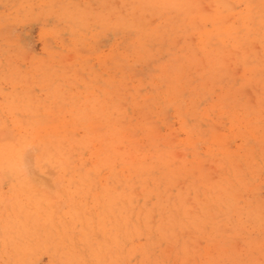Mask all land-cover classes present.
I'll use <instances>...</instances> for the list:
<instances>
[{"label":"rangeland","instance_id":"obj_1","mask_svg":"<svg viewBox=\"0 0 264 264\" xmlns=\"http://www.w3.org/2000/svg\"><path fill=\"white\" fill-rule=\"evenodd\" d=\"M119 1L0 0V264H264V0Z\"/></svg>","mask_w":264,"mask_h":264},{"label":"bare ground","instance_id":"obj_2","mask_svg":"<svg viewBox=\"0 0 264 264\" xmlns=\"http://www.w3.org/2000/svg\"><path fill=\"white\" fill-rule=\"evenodd\" d=\"M114 1H115V0H114ZM118 1H119V0H118ZM141 1H143V0H141ZM148 1H150V0H148ZM163 1H164V0H163ZM174 1H176V0H174ZM184 1H185V0H184ZM188 1H189V0H188ZM106 2H107V1H106ZM108 2H109V1H108ZM119 2H121V1H119ZM153 2H154V3H155V2H156V3H159V0H158V2H157V1H153ZM161 2H162V1H161ZM164 2H166V1H164ZM164 2H163V3H164ZM169 2H170V1H169ZM192 2H193V1H192ZM124 3H126V2H124ZM146 3H148V4L150 5L151 2H150V3H149V2H146ZM171 3L173 4V2H171ZM214 3H215V2H214ZM263 3H264V2H263ZM109 4H110V3H109ZM111 4H112V3H111ZM141 4H142V2H141ZM177 4H178V3H177ZM217 4H219V3L217 2ZM221 4H223V2H222ZM221 4H220V5H221ZM113 5H114V4H113ZM123 5H124V4H123ZM123 5H122V6H123ZM149 5H148V6H149ZM159 5H160V4H159ZM173 5H175V3H174ZM213 5H214V4H213ZM224 5H225V4H224ZM248 5H249V4H248ZM140 6H141V5H140ZM148 6H147V7H148ZM156 6H157V5H156ZM180 6H181V5H180ZM180 6H179V7H180ZM186 6H187V5H186ZM110 7H112V6H110ZM117 7H118V6H117ZM131 7H132V6H131ZM138 7H139V6H138ZM161 7H162V5H161ZM161 7H159V8H161ZM194 7H195V6H194ZM219 7H220V6H219ZM227 7H228V6H227ZM250 7H251V6H250ZM118 8L120 9V5H119ZM153 8H155V7H153ZM165 8H166V7H165ZM165 8H164V9H165ZM168 8H169V7H168ZM213 8H214V7H213ZM251 8H252V7H251ZM251 8H250V9H251ZM143 9H144V8H143ZM169 9H171V8H169ZM250 9H248V10H250ZM263 9H264V8H263ZM111 10H112V9H111ZM144 10H145V9H144ZM221 10H222V9H221ZM151 11H152V10H151ZM218 11H219V10H218ZM112 12H115V11L113 10ZM112 12H111V13H112ZM116 12H118V11H116ZM136 12H138V11H136ZM143 12H144V11H143ZM143 12H142V13H143ZM220 12H221V11H220ZM161 13H162V12H161ZM197 13H198V12H197ZM197 13H196V14H197ZM108 14H109V13H108ZM113 14H114V13H113ZM117 14H118V13H117ZM154 14H155V13H154ZM249 14H250V13H249ZM251 14H252V13H251ZM70 15H71V14H70ZM123 15H124V14H123ZM177 15H178V14H177ZM226 15H228V14H226ZM117 16H121V13H120V15H116V17H117ZM187 16H189V15H186V17H187ZM213 16H214V15H213ZM75 17H76V16H75ZM107 17H108V15H107ZM184 17H185V16H184ZM186 17H185V18H186ZM201 17H202V16H201ZM220 17H221V16H220ZM224 17H225V16H224ZM250 17H251V16H250ZM76 18H78V17H76ZM169 18H170V17H169ZM198 18H199V17H198ZM115 19H116V18H115ZM121 19H122V16H121ZM195 19H196V21H197V18H196V17H195ZM207 19H208V18H207ZM212 19H213V18H212ZM214 19H215V18H214ZM227 19H228V18H227ZM227 19H224V20H227ZM72 20H73V19H72ZM77 20H78V19H77ZM117 20H118V19H117ZM132 20H133V18H132ZM134 20H135V19H134ZM171 20H173V19H171ZM198 20H202V19H198ZM248 20L251 21V19H249V18H248ZM114 21H116V20H114ZM118 21H119V20H118ZM216 21H217V20H216ZM261 21H262V20H261ZM125 22H126V21H125ZM137 22H140V21L138 20ZM185 22H186V21H185ZM229 22H230V21H229ZM229 22H228V23H229ZM76 23H78V21H77ZM79 23H80V21H79ZM113 23H115V22H113ZM160 23H161V22H160ZM183 23H184V22H183ZM183 23H182V24H183ZM189 23H190V22H189ZM197 23L199 24V22H197ZM200 23H202V21H200ZM230 23H231V22H230ZM120 24H122V22H120ZM135 24H136V23H135ZM137 24H138V23H137ZM137 24H136V26H137ZM161 24H162V23H161ZM182 24H180V26H181ZM262 24H264V23H262ZM80 25H81V24H79L78 26H80ZM118 25H119V23H118ZM118 25H116V26H118ZM123 25H124V24H123ZM123 25H122V26H123ZM129 25H130V24H129ZM129 25H128V26H129ZM131 25H132V24H131ZM139 25H140V24H139ZM142 25H143V24H142ZM158 25H160V24H158ZM201 25H203V24H201ZM114 26H115V25H113L112 27H114ZM122 26H121V27H122ZM125 26H126V25H125ZM125 26H124V27H125ZM128 26H127V27H128ZM143 26H144V25H143ZM143 26H142V27H143ZM149 26H150V25H149ZM173 26H174V25H173ZM180 26H179V27H180ZM184 26H185V25H184ZM192 26H193V23H192ZM203 26H204V25H203ZM229 26H230V25H229ZM247 26H248V24H247ZM142 27H140V28H142ZM257 27H258V26H257ZM110 28H111V26H110ZM132 28H134V27H132ZM216 28H217V27H216ZM235 28H236V27H235ZM238 28H239V27H238ZM238 28H237V29H238ZM259 28H260V26H259ZM114 29H115V28H114ZM126 29H127V28H126ZM179 29H180V28H179ZM183 29H184V28H183ZM196 29H199V28H196ZM109 30H110V29H109ZM109 30H108V31H109ZM115 30H117V29H115ZM118 30H119V29H118ZM138 30H139V28H138ZM172 30H173V29H172ZM180 30H181V29H180ZM187 30H188V29H187ZM209 30H210V29H209ZM212 30H214V29H212ZM215 30H216V29H215ZM227 30H228V29H227ZM232 30H233V29H232ZM232 30H230V33H231ZM234 30H235V29H234ZM259 30H260V29H259ZM164 31H165V30H164ZM251 31H252V30H251ZM74 32H75V31H74ZM152 32H153V31H152ZM166 32H167V30H166ZM174 32H175V31H174ZM192 32H193V31H192ZM203 32H204V31H203ZM203 32H202V33H203ZM209 32H210V31H209ZM150 33H151V32H150ZM162 33H163V32H162ZM198 33H199V32H198ZM207 33H208V32H207ZM217 33H218V32H217ZM221 33H222V32H221ZM247 33H248V32H247ZM159 34H160V33H159ZM188 34H189V33H188ZM188 34H186V35L188 36ZM184 36H185V35H184ZM189 36H190V35H189ZM202 36H203V35H202ZM241 36L243 37V35H241ZM246 36H247V38H249L248 35H246ZM179 37H180V36H179ZM203 37H204V36H203ZM209 37H210V36H209ZM231 37H232V36H231ZM244 38H246V37H244ZM202 39H203V38H202ZM210 39H211V38H210ZM224 39H225V36H224ZM235 39H236V38H235ZM207 40H208V39H207ZM204 41H205V40H204ZM227 41H228V40H227ZM144 42H145V41H144ZM228 42H229V41H228ZM240 42H241V41H240ZM172 43H173V42H172ZM172 43H171V44H172ZM207 43H208V42H207ZM209 43H210V42H209ZM209 43H208V44H209ZM242 43H243V42H242ZM144 44H145V43H144ZM199 44H200V43H199ZM204 44H205V43H204ZM237 44H238V43H237ZM190 45H191V44H190ZM190 45H189V46H190ZM161 46H162V45H161ZM185 46H186V44H185ZM204 46H205V45H204ZM204 46H202V47H204ZM235 46H236V45H235ZM180 47H181V46H180ZM183 47H184V46H183ZM190 48H191V47H190ZM221 48L223 49V46H222ZM228 48H229V47H228ZM204 49H205V48H204ZM206 49H207V48H206ZM215 49H216V48H215ZM180 50H181V49H180ZM190 50H191V49H190ZM223 50H224V49H223ZM167 51H168V50H167ZM196 51H197V50H196ZM208 51H209V50H208ZM212 51H213V50H212ZM191 52H192V51H191ZM206 52H207V50H206ZM149 53H151V52H149ZM198 53H199V52H198ZM203 53H204V52H203ZM219 53H220V52H219ZM119 54H120V53H119ZM197 55H198V54H197ZM207 55H208V54H207ZM218 55H219V54H218ZM114 56H115V55H114ZM142 57H144V55H143ZM208 57H210V56H208ZM212 57H213V56H212ZM224 57H225V56H224ZM214 58L216 59V57H214ZM187 59L190 60V61H192V60H191L192 58H191V59L187 58ZM215 59H214V60H215ZM154 62H155V61H154ZM183 62H184V61H183ZM204 63H205V62H204ZM166 64H167V63H166ZM181 64H182V63H181ZM183 64H184V63H183ZM188 64H189V63H188ZM200 64H201V63H200ZM209 64H210V63H209ZM218 64H219V63H218ZM164 65H165V64H164ZM226 65H227V64H226ZM226 65H225V67H226ZM162 66H163V65H162ZM165 66H166V65H165ZM180 66H181V65H180ZM189 66H190V65H189ZM212 66H213V65H212ZM214 67H215V66H214ZM179 68H180V67H179ZM181 68H182V67H181ZM217 68H218V67H217ZM220 68H221V67H220ZM177 69H178V68H177ZM202 69H203V68H202ZM208 69H209V68H208ZM210 69H211V67H210ZM215 69H216V67H215ZM223 69H225V68H223ZM184 70H185V69H184ZM188 70H189V69H188ZM206 71H208V70H206ZM210 71H211V70H210ZM210 71H209V72H210ZM215 71H217V69H216ZM215 71H214V72H215ZM221 71H222V70H221ZM221 71H220V72H221ZM175 72H176V71H175ZM183 72H184V71H183ZM191 72H193V71H191ZM201 72H202V71H201ZM212 72H213V71H212ZM176 73H178V72H176ZM202 73H203V72H202ZM207 73H208V72H207ZM168 74H169V73H168ZM198 74H199V73H198ZM183 75H184V74H183ZM200 75H201V74H200ZM174 76H175V75H174ZM179 76H180V75H179ZM184 76H185V75H184ZM180 77H181V76H180ZM192 77H193V76H192ZM200 77H201V76H200ZM167 79H169V78H167ZM202 79H203V78H202ZM207 79H208V78H207ZM178 80H180V79H178ZM190 82L192 83V80H191ZM148 83H149V82H148ZM151 83H152V82H151ZM158 83H159V82H158ZM186 83H187V82H186ZM106 85H107V84H106ZM191 85H192V84H191ZM215 86H216V84H215ZM187 87H188V86H187ZM195 87H196V86H195ZM204 87H205V86H204ZM216 87H217V86H216ZM221 87H222V86H221ZM115 88H116V87H115ZM182 88H183V87H182ZM222 88H223V87H222ZM184 89H185V88H184ZM193 89H195V88H193ZM218 89H219V88H218ZM181 90H183V89H181ZM211 90H212V89H211ZM166 91H168V90L166 89ZM177 91H178V90H177ZM108 92H109V91H108ZM162 92H163V91H162ZM108 95H109V94H108ZM174 95H175V94H174ZM178 95H179V94H178ZM166 96H167V95H166ZM228 96H229V95H228ZM111 97H112V96H111ZM117 97H118V96H117ZM133 97H134V96H133ZM164 97H165V96H164ZM167 97H168V96H167ZM225 97H226V96H225ZM161 98H162V97H161ZM175 98H176V96H175ZM222 98H223V97H222ZM226 98H227V97H226ZM120 99H121V97H120ZM224 99H225V98H224ZM121 100H122V99H121ZM126 100H127V99H126ZM132 100H133V99H132ZM175 100H176V99H175ZM113 101H114V100H113ZM160 101H161V100H160ZM220 102H221V101H220ZM228 102H229V101H228ZM109 104H110V103H109ZM223 105H225V104H223ZM108 107H109V106H108ZM107 109H108V108H107ZM113 109H114V108H113ZM208 111H209V110H208ZM84 113H85V112H84ZM111 114H112V113H111ZM80 116H81V115H80ZM182 116H183V114H182ZM74 118H75V117H74ZM75 119H76V118H75ZM79 119H80V118H79ZM81 119H82V118H81ZM107 121H108V120H107ZM78 122H81V121H78ZM109 122H110V121H109ZM112 122H114V121H112ZM117 122H118V121H117ZM69 123H70V122H69ZM72 123H73V122H72ZM114 123H115V122H114ZM30 126H31V125H30ZM92 126H93V125H92ZM73 127H74V126H73ZM39 128H40V127H39ZM39 128H38V129H39ZM56 128H57V127H56ZM91 128H93V127H91ZM32 129H33V128H32ZM110 129H111V128H110ZM114 129H115V128H114ZM118 129H119V128H118ZM111 130H112V129H111ZM111 130H110V131H111ZM115 130H116V129H115ZM122 130H123V129H122ZM89 131H90V130H89ZM29 132H30V131H29ZM37 133H38V132H37ZM56 133H57V132H55V134H56ZM107 133H109V132L107 131ZM115 133H118V132L115 131ZM59 134H60V133H59ZM59 134H58V135H59ZM93 134H94V133H93ZM112 134H113V133H112ZM56 135H57V134H56ZM61 135H63V134H61ZM96 135H97V134H96ZM99 135H100V134H99ZM99 135H98V136H99ZM35 136H37V135H35ZM43 136H44V135H43ZM109 136H110V135H109ZM120 136H121V135H120ZM126 136H127V135H126ZM147 136H148V135H147ZM61 137H64V135L61 136ZM88 137H89V136H88ZM90 137H91V135H90ZM94 137H95V136H94ZM112 137H113V136H112ZM122 137H123V134H122ZM149 137H151V136H149ZM154 137H155V136H154ZM156 137H157V136H156ZM57 138H58V137H57ZM82 138H83V137H82ZM97 138H98V137H97ZM110 138H111V137H110ZM147 138H148V137H147ZM39 139H40V138H39ZM55 139H56V138H55ZM58 139H59V138H58ZM78 139H79V138H78ZM99 139H100V138H99ZM102 139H103V137H102ZM102 139H101V140H102ZM105 139H106V138H105ZM111 139H112V138H111ZM53 140H54V139H53ZM61 140H62V139H61ZM64 140H65V139H63L62 142H63ZM68 140H70L69 137H68ZM81 140H82V139H81ZM88 140H89V138H88ZM88 140L85 139V142L88 141ZM103 140H104V139H103ZM103 140H102V141H103ZM134 140H135V139H134ZM56 141H57V140H56ZM58 141H59V140H58ZM91 141H93V139H91ZM94 141H95V140H94ZM102 141H101V142H102ZM104 141H105V140H104ZM112 141H114V140L112 139ZM121 141H122V140H121ZM137 141H138V140H137ZM150 141H151V140H150ZM152 141H153V140H152ZM155 141H156V140H155ZM194 141H195V140H194ZM35 142H36V141H35ZM60 142H61V141H60ZM60 142H59V143H60ZM73 142H74V140H73ZM82 142H83V141H82ZM107 142H109V141H107ZM107 142H106V143H107ZM134 142H135V141H134ZM139 142H140V140H139ZM168 142H169V141H168ZM190 142H191V141H190ZM51 143H52V142H51ZM65 143H66V142H65ZM70 143H71V141H70ZM103 143H104V142H103ZM121 143L123 144V142H121ZM135 143H136V142H135ZM156 143H157V142H156ZM83 144H84V143H83ZM83 144H82V145H83ZM136 144H138V142H137ZM163 144H164V142H163ZM169 144H170V143H169ZM47 145H48V144H47ZM51 145H52V144H51ZM51 145H50V146H51ZM70 145H72V144H70ZM79 145H80V144H79ZM123 145H124V144H123ZM125 145H126V144H125ZM128 145H131V144H128ZM132 145H133V144H132ZM158 145H159V144H158ZM166 145H167V144H166ZM40 146H41V145H40ZM40 146H39V147H40ZM43 146H46V145H43ZM54 146H55V145H54ZM64 146H65V145H64ZM73 146L75 147V145H73ZM84 146H86V145H84ZM89 146H91V145H89ZM89 146H88V148H89ZM111 146H112V144H111ZM137 146H138V145H137ZM62 147H63V146H62ZM76 147H77V146H76ZM118 147H119V146H118ZM142 147H143V145L141 146V148H142ZM46 148H47V146H46ZM55 148H56V147H55ZM58 148H59V147H58ZM66 148H67V145H66ZM66 148H65V149H66ZM70 148H72V146H71ZM85 148H86V147H85ZM99 148H100V147H99ZM99 148H98V149H99ZM103 148H104V147H103ZM60 149H61V148H60ZM60 149H59V150H60ZM62 149H63V148H62ZM74 149H75V148H74ZM76 149H78V147H77ZM82 149H83V147H82ZM89 149H90V148H89ZM114 149H115V148H113V150H114ZM118 149H119V148H118ZM120 149H122V148H120ZM120 149H119V151H120ZM134 149H135V148H134ZM137 149H138V148H137ZM142 149H143V148H142ZM49 150H50V149H48V151H49ZM56 150H58V149H56ZM59 150H58V152H59ZM68 150H69V149H68ZM149 150H150V148H149ZM167 150H168V149H167ZM170 150H171V149H170ZM46 151H47V150H46ZM69 151H70V150H69ZM77 151H78V150H77ZM81 151H82V150H81ZM115 151H116V150H115ZM128 151H129V150H128ZM84 152H85V151H84ZM117 152H118V151H117ZM126 152H127V151H126ZM143 152L145 153V151H143ZM255 152H256V151H255ZM51 153H52V152H51ZM60 153H61V152H60ZM75 153H76V152H75ZM82 153H83V152H82ZM120 153H121V152H120ZM127 153H128V152H127ZM129 153H130V152H129ZM150 153L152 154V152H150ZM153 153H154V152H153ZM157 153H158V152H157ZM164 153H166V152H164ZM61 154H62V153H61ZM70 154H72V153H70ZM115 154H116V152H115ZM139 154H140V153H139ZM154 154H155V153H154ZM160 154H161V152H160ZM166 154H167V153H166ZM174 154H175V153H174ZM180 154H181V153H180ZM42 155H43V154H42ZM76 155H77V154H76ZM117 155H118V154H117ZM122 155H123V154H122ZM122 155H121V157H123ZM133 155H134V153H133ZM133 155H132V156H133ZM156 155H157V154H156ZM162 155H163V154H162ZM167 155H169V154H167ZM170 155H171V154H170ZM177 155H178V154H177ZM182 155H183V154H182ZM254 155H255V153H254ZM254 155H253V156H254ZM14 156H15V155H14ZM40 156H41V155H40ZM44 156H45V155H44ZM54 156H55V155H54ZM54 156H53V157H54ZM58 156H59V155H58ZM65 156H66V154H65L63 157H65ZM74 156H75V155H74ZM74 156H73V157H74ZM92 156H94V155H92ZM110 156H112V155H110ZM141 156H142V155H141ZM146 156H147V155H146ZM183 156H184V155H183ZM48 157H49V156H48ZM77 157H78V156H77ZM128 157H129V156H128ZM133 157H134V156H133ZM143 157H144V156H143ZM151 157H153V156H151ZM158 157H160V156H158ZM158 157H157V158H158ZM172 157H173V156H172ZM172 157H170V158H172ZM181 157H182V156H181ZM55 158H57V157H55ZM80 158H81V157H80ZM149 158H150V157H149ZM164 158H165V156H164ZM164 158H162V159H164ZM167 158H169V157H167ZM15 159H16V158H15ZM37 159H38V158H37ZM46 159H47V158H46ZM48 159L50 160V158H48ZM57 159H59V158H57ZM57 159H56V160H57ZM70 159H71V158H70ZM75 159H76V158H75ZM78 159H79V157H78ZM83 159H84V158H83ZM122 159H123V158H122ZM126 159H127V157H126ZM130 159H132V158L130 157ZM130 159H129V160H130ZM144 159H146V158H144ZM144 159H143V160H144ZM158 159H159V158H158ZM178 159H179V157H178ZM182 159H184V158H182ZM182 159H180V160H182ZM38 160H39V159H38ZM42 160H43V158H42ZM56 160H55V161H56ZM71 160H72V159H71ZM76 160H77V159H76ZM85 160H86V158H85ZM132 160H133V159H132ZM139 160H140V159H139ZM184 160H185V159H184ZM184 160H183V161H184ZM57 161H58V160H57ZM60 161H61V160H60ZM83 161H84V160H83ZM116 161H117V160H116ZM123 161H124V160H123ZM157 161H158V160H157ZM170 161H171V160H170ZM195 161H196V160H195ZM109 162H110V161H109ZM141 162H142V161H141ZM175 162H176V160H175ZM180 162H181V161H180ZM198 162H199V161H198ZM198 162H197V163H198ZM81 163H83V162H81ZM102 163H103V162H102ZM102 163H101V164H102ZM118 163H120V162H118ZM123 163H124V162H123ZM155 163H156V162H155ZM172 163H173V162H172ZM185 163H186V162H185ZM55 164H56V163H55ZM55 164H54V165H55ZM69 164H70V162H69ZM72 164H73V163H72ZM78 164H79V163H78ZM78 164H77V165H78ZM103 164H105V163H103ZM114 164H115V163H114ZM126 164H127V163H126ZM129 164H130V163H129ZM140 164H142V163H140ZM159 164H160V163H159ZM181 164H183V163H181ZM187 164H188V162H187ZM190 164H191V163H190ZM195 164H196V163H195ZM198 164H199V163H198ZM61 165H62V167H63V165L65 166V163H64V164H61ZM79 165H81V164H79ZM79 165H78V166H79ZM133 165H134V164H133ZM142 165H143V164H142ZM162 165H163V164H162ZM162 165H161V166H162ZM172 165H173V164H172ZM183 165H184V164H183ZM183 165H182V167H183ZM67 166H68V165H67ZM67 166H65V167H67ZM69 166H70V165H69ZM72 166H73V165H72ZM102 166H104V165H102ZM113 166H114V165H113ZM138 166H139V164H138ZM152 166H153V165H152ZM157 166H158V165H157ZM159 166H160V165H159ZM159 166H158V167H159ZM177 166H178V165H177ZM185 166H186V165H185ZM187 166H188V165H187ZM58 167H60V166H58ZM65 167H63V169H64ZM85 167H86V166H85ZM92 167H93V166H92ZM92 167H90V168H92ZM105 167H106V166H105ZM105 167H104V168H105ZM110 167H111V166H110ZM128 167H129V166H128ZM133 167H134V166H133ZM139 167H140V166H139ZM139 167H137V168H139ZM141 167H142V166H141ZM154 167H155V166H154ZM163 167H164V166H163ZM171 167H172V166H171ZM173 167H174V166H173ZM69 168H70V167H69ZM77 168H78V167H77ZM100 168H101V167H100ZM108 168H109V167H108ZM108 168H107V169H108ZM114 168H115V167H114ZM130 168H131V167H130ZM143 168H144V167H143ZM143 168H142V169H143ZM151 168H152V167H151ZM155 168H157V167H155ZM177 168H179V166H178ZM193 168H194V167H193ZM13 169H14V165H13ZM13 169H12V170H13ZM54 169H55V168H54ZM86 169H87V168H86ZM98 169H99V167H98ZM112 169H113V167H112ZM122 169H123V168H122ZM133 169H135V167H134ZM142 169H141V170H142ZM152 169H153V168H152ZM189 169H190V168H189ZM14 170H16V169H14ZM67 170H68V169H67ZM71 170H72V169H71ZM82 170H83V169H82ZM82 170H81V171H82ZM87 170H88V169H87ZM137 170H138V169H137ZM146 170H148V168H147V169H144V171H146ZM150 170H151V169H150ZM163 171H164V173H165V170H163ZM168 171H170V170H168ZM185 171H186V170L184 169V173H185ZM188 171H189V170H188ZM197 171H198V170H197ZM14 172H16V171H14ZM59 172H60V171H59ZM59 172H58V174H59ZM72 172H73V171H72ZM87 172H88V171H87ZM99 172H100V171H99ZM109 172H110V171H109ZM142 172H143V171H142ZM148 172H149V170H148ZM151 172H152V171H151ZM177 172H178V171H177ZM179 172H180V171H179ZM193 172H194V171H193ZM16 173H17V172H16ZM81 173H82V172H81ZM174 173H175V172H174ZM194 173H195V172H194ZM64 174H66V173H64ZM114 174H115V173H114ZM149 174H151V173L149 172ZM166 174H168V172H167ZM169 174H170V173H169ZM91 175H92V174H91ZM93 175H94V174H93ZM96 175H98V174L96 173ZM119 175H120V174H119ZM119 175H118L117 177H119ZM139 175H140V174H139ZM164 175H165V174H164ZM179 175H180V174H179ZM76 176H77V175H76ZM87 176H88V175H87ZM87 176H86V178H87ZM198 176H199V175H198ZM226 176H227V175H226ZM65 177H66V176H65ZM72 177H73V176H72ZM92 177H93V176H92ZM110 177H111V175H110ZM130 177H131V176H130ZM151 177H152V175H151ZM154 177H156V176H154ZM176 177H177V176H176ZM70 178H71V177H70ZM77 178H78V177H77ZM81 178H82V177H81ZM83 178H84V177H83ZM88 178H89V177H88ZM93 178H94V177H93ZM96 178H97V177H96ZM107 178H108V177H107ZM119 178H121V177H119ZM139 178H140V177H139ZM144 178H145V176H144ZM144 178H142V179H143L144 182H145V179H144ZM158 178H159V177H156V179H158ZM162 178H163V177H162ZM168 178H169V177H168ZM174 178H175V177H174ZM90 179H91V177H90ZM113 179H114V178H113ZM113 179H112V180H113ZM136 179H137V178H136ZM140 179H141V178H140ZM153 179H154V178H153ZM220 179H221V178H220ZM88 180H89V179H88ZM91 180H92V179H91ZM100 180H101V178H100ZM120 180H122V179H120ZM128 180H129V176H128ZM146 180H147V179H146ZM158 180H159V179H158ZM227 180H228V179H227ZM76 181H78V180H76ZM81 181H82V180H81ZM81 181L79 180L80 184H81ZM92 181H94V180H92ZM97 181H98V180H97ZM138 181H139V180H138ZM160 181H162V180H160ZM169 181H170V180H169ZM169 181H168V182H169ZM210 181H212V180H210ZM59 182H60V181H59ZM70 182H72V181L70 180ZM85 182H86V181H85ZM144 182H143V183H144ZM152 182H153V181H152ZM154 182H156V181H154ZM158 182H159V181H158ZM222 182H223V181H222ZM83 183H84V182H83ZM91 183H92V182H91ZM94 183H95V182H94ZM94 183H93V184H94ZM96 183H97V182H96ZM96 183H95V184H96ZM101 183H103V182H101ZM101 183H100V184H101ZM108 183H110V181H109ZM122 183H123V182H122ZM122 183H121V184H122ZM147 183H148V182H147ZM156 183H157V182H156ZM166 183H167V182H166ZM193 183H195V182H193ZM225 183H226V182H225ZM225 183H224V184H225ZM71 184H72V183H71ZM75 184H76V183H75ZM105 184H106V182H105ZM112 184H113V183H112ZM125 184H126V183H125ZM125 184H124V185H125ZM138 184H139V183H138ZM148 184H149V183H148ZM172 184H173V183H172ZM195 184H196V183H195ZM226 184H227V183H226ZM83 185H84V184H83ZM83 185H82V186H83ZM97 185H98V184H97ZM119 185H120V184H118V186H119ZM126 185H127V184H126ZM174 185H175V184H174ZM174 185H173V186H174ZM192 185H193V184H192ZM198 185H200V184H198ZM201 185H203V184H201ZM216 185H217V184H216ZM82 186H81V187H82ZM90 186H91V185H90ZM92 186H93V185H92ZM92 186H91V187H92ZM95 186H96V185H95ZM132 186H133V185H132ZM141 186H142V185H141ZM144 186H146V185H144ZM144 186H142V187H144ZM164 186H165V185H164ZM171 186H172V185H171ZM206 186H207V185H206ZM217 186H218V185H217ZM226 186H227V185H226ZM71 187H73V186L71 185ZM77 187H78V186H77ZM77 187H76V188H77ZM109 187H110V185H109ZM137 187H138V186H137ZM160 187H161V186H160ZM196 187H197V186H196ZM199 187H200V186H199ZM229 187H230V186H229ZM79 188H80V187H79ZM82 188H83V187H82ZM124 188H125V186H124ZM139 188H140V187H139ZM153 188H154V187H153ZM172 188H173V187H172ZM194 188H195V187H194ZM194 188H193V190H194ZM200 188H201V187H200ZM222 188H223V187H222ZM227 188H228V187H227ZM227 188H226V189H227ZM74 189H75V188H74ZM80 189H81V188H80ZM83 189H84V188H83ZM83 189H82V190H83ZM88 189H89V188H88ZM127 189H128V187H127ZM143 189H144V188H143ZM143 189H142V190H143ZM163 189H164V188H163ZM165 189H166V188H165ZM168 189H169V188H168ZM189 189H190V188H189ZM204 189H205V187H204ZM207 189H208V188H207ZM207 189H206V190H207ZM90 190H92V189H90ZM90 190H89V191H90ZM128 190H129V189H128ZM131 190H132V189H131ZM131 190H130V191H131ZM136 190H137V189H136ZM136 190H135V191H136ZM140 190H141V189H140ZM146 190H147V188H146ZM195 190H196V188H195ZM206 190H205V191H206ZM227 190H228V189H227ZM77 191H78V190H77ZM86 191H87V193L89 192L88 190H86ZM94 191H95V190H94ZM144 191H145V190H144ZM148 191H149V190H148ZM154 191H155V190H154ZM154 191L152 190V192H154ZM159 191H160V189H159ZM216 191H217V189H216ZM84 192H85V191H84ZM121 192H122V191H121ZM128 192H129V191H128ZM132 192H133V191H132ZM137 192H138V191H137ZM137 192H134V193H137ZM155 192H156V191H155ZM217 192H218V191H217ZM217 192H216V193H217ZM70 193H71V192H70ZM72 193H73V192H72ZM72 193H71V195H72ZM79 193H80V192H79ZM85 193H86V192H85ZM118 193H120V192H118ZM118 193H117L116 195H118ZM138 193H139V192H138ZM138 193H137V194H138ZM179 193H180V192H179ZM212 193H213V192H212ZM214 193H215V192H214ZM232 193H233V192H232ZM92 194H93V193H92ZM92 194H91V195H92ZM95 194H96V193H95ZM97 194H98V193H97ZM132 194H133V193H132ZM151 194H153V193H151ZM218 194L220 195V193H218ZM77 195H78V194H77ZM81 195H83V193H82ZM89 195H90V194H89ZM102 195H103V196H105V195L107 196V194H105V195L102 194ZM133 195H134V194H133ZM138 195H139V194H138ZM140 195H141V194H140ZM144 195H145V193H144ZM155 195H156V194H155ZM160 195H161V194H160ZM167 195H168V194H167ZM175 195H176V194H175ZM93 196H94V195H93ZM103 196H101V197L103 198ZM122 196H124V193H123ZM161 196H162V195H161ZM168 196H169V195H168ZM173 196H174V195H173ZM201 196H202V195H201ZM221 196H222V195H221ZM77 197H78V196H77ZM91 197H92V196H91ZM127 197H128V196H127ZM147 197H149V195H147ZM224 197H225V196H224ZM81 198H82V197H81ZM84 198H85V197H84ZM86 198H87V197H86ZM96 198H97V196L95 197V199H96ZM102 198H99V199H102ZM104 198L106 199V197H104ZM114 198H115V197H114ZM131 198H132V197H131ZM144 198H146V197H144ZM156 198H157V196H156ZM168 198H169V197H168ZM170 198H171V197H170ZM174 198H175V197H174ZM196 198H197V197H196ZM95 199H94V200H95ZM108 199H109V198H108ZM111 199H112V201H113V198H111ZM116 199H118V196H117ZM134 199H135V198H134ZM150 199H151V198H150ZM150 199H149V200H150ZM153 199H154V198H153ZM153 199H151V201H152ZM224 199H225V198H224ZM232 199H233V198H232ZM137 200H139V199H137ZM149 200H148V201H149ZM199 200H200V198H199ZM233 200H234V199H233ZM257 200H258V199H257ZM95 201H96V200H95ZM130 201H132V200H130ZM144 201H145V200H144ZM170 201H171V200H170ZM170 201H169V202H170ZM176 201H177V200H175V202H176ZM179 201H180V200H179ZM36 202H38V201H36ZM39 202H40V201H39ZM75 202H76V201H75ZM103 202H104V201H103ZM105 202H106V201H105ZM105 202H104V203H105ZM124 202H125V201H124ZM127 202H128V201H127ZM133 202H134V201H133ZM152 202H154V201H152ZM162 202H163V201H162ZM171 202H173V204H174V200H172ZM180 202H181V201H180ZM261 202H262V201H261ZM30 203L32 204V202H30ZM34 203H35V201H34ZM104 203H102V204H104ZM112 203H113V202H112ZM114 203H116V202H114ZM114 203H113V204H114ZM121 203H122V201H121ZM128 203H129V202H128ZM141 203H142V202H141ZM163 203H164V202H163ZM216 203H217V202H216ZM227 203H228V202H226V204H227ZM41 204H42V203H41ZM43 204H44V203H43ZM79 204H80V202H79ZM97 204H98V203H97ZM107 204H110V203H107ZM135 204H136V203H135ZM137 204H138V203H137ZM144 204H146V202H145ZM161 204H162V203H161ZM171 204H172V203H171ZM173 204H172V205H173ZM202 204H203V203H202ZM255 204L257 205V203H255ZM38 205H39V204H38ZM72 205H73V204H72ZM76 205H78V204H76ZM129 205H131V203H130ZM138 205H139V204H138ZM142 205H143V203H142ZM168 205H170V204H168ZM175 205H176V204H175ZM215 205H216V204H215ZM32 206H33V205H32ZM32 206L30 205V207H32ZM34 206H35V204H34ZM34 206H33V207H34ZM48 206H49V205H48ZM95 206H96V205H95ZM108 206H109V205H108ZM111 206H112V205H111ZM116 206H117V205H116ZM134 206H135V205H134ZM136 206H137V205H136ZM136 206H135V207H136ZM151 206H152V205H150V207H151ZM156 206H157V205H156ZM164 206H166V204H165ZM213 206H214V205H213ZM217 206H218V205H216V207H217ZM258 206H259V205H258ZM258 206H257V207H258ZM39 207H40V206H39ZM44 207H45V206H44ZM44 207H43V208H44ZM49 207H50V206H49ZM73 207H74V205H73ZM73 207H72V208H73ZM76 207H77V206H76ZM79 207H80V206H79ZM85 207H86V206L84 205V208H85ZM88 207H89V206H88ZM91 207H92V204H91ZM120 207H121V205H120ZM120 207H119V208H120ZM139 207H140V206H139ZM142 207H145V206L143 205ZM157 207H158V206H157ZM162 207H163V206H162ZM170 207H171V206H170ZM170 207H169V208H170ZM231 207H232V206H231ZM253 207H255V206H253ZM262 207H264V206H262ZM27 208H28V210H29V207L26 206L25 209H27ZM70 208H71V207H70ZM98 208H99V207H98ZM100 208H101V205H100ZM108 208H109V207H108ZM148 208H149V207H148ZM148 208H147V209H148ZM160 208H161V207H160ZM164 208H165V207H164ZM164 208H163V210H164ZM206 208H207V207H206ZM33 209H34V208H33ZM36 209H37V208H36ZM38 209H39V208H38ZM40 209H41V207H40ZM47 209H48V208H47ZM49 209H50V208H49ZM80 209H81V208H80ZM85 209H86V208H85ZM109 209H110V208H109ZM112 209H113V208H112ZM120 209H123V207L120 208ZM120 209H118V211H119ZM128 209H129V208H128ZM141 209H142V208H141ZM167 209H168V208H167ZM184 209H185V208H184ZM184 209H183V210H184ZM186 209H187V208H186ZM251 209H252V208H251ZM261 209H262V208H261ZM263 209H264V208H263ZM73 210H75V209H73ZM78 210H79V209H78ZM83 210H84V209H83ZM83 210H82L81 212H84V211H85V210H84V211H83ZM131 210H132V209H131ZM133 210H134V209H133ZM138 210H139V209H138ZM143 210H144V209H143ZM145 210H146V209H145ZM159 210H160V209H159ZM179 210H180V208H179ZM255 210H256V209H255ZM12 211H13V210H12ZM36 211H38V210H36ZM39 211H40V210H39ZM41 211L43 212L42 209H41ZM41 211H40V212H41ZM47 211H49V210H47ZM75 211H76V210H75ZM93 211H94V210H93ZM101 211H103V210H101ZM109 211H110V210H109ZM120 211H121V210H120ZM122 211H123V210H122ZM122 211H121V212H122ZM124 211H125V210H124ZM126 211H127V209H126ZM126 211H125V212H126ZM141 211H142V210H141ZM148 211H149V209H148ZM148 211H147V212H148ZM177 211H178V210H177ZM201 211H202V210H201ZM206 211H207V210H206ZM250 211H251V210H250ZM21 212H22V210H21ZM57 212H58V211H57ZM63 212H65V211H63ZM69 212H70V210L68 211V214H70ZM91 212H92V211H91ZM91 212H90V214H91ZM96 212H97V211H96ZM98 212H99V211H98ZM104 212H105V211H104ZM111 212H112V210H111ZM115 212H116V210H115ZM138 212H139V211H138ZM143 212L145 213V211H142V213H143ZM175 212H176V211H175ZM175 212H174V214H175ZM183 212H184V211H183ZM208 212H209V211H208ZM252 212H253V211H252ZM12 213H13V212H12ZM18 213H19V212H18ZM18 213H16V214H18ZM32 213H33V212H32ZM50 213H51V212H50ZM72 213H74V212H72ZM151 213H154V212L151 211ZM156 213H157V212H156ZM180 213H181V212H180ZM186 213H188V211H187ZM261 213H262V212H261ZM19 214H20V213H19ZM24 214H25V213H24ZM27 214H28V213H27ZM27 214H26V215H27ZM40 214H41V213H40ZM43 214H44V213H43ZM64 214H65V213H64ZM79 214H80V213H79ZM83 214H84V213H83ZM116 214H118V213H116ZM124 214H125V213H124ZM133 214H134V213H133ZM149 214H150V212H149ZM168 214H169V213H168ZM176 214H178V213H176ZM205 214H206V213L204 212V215H205ZM262 214H263V213H262ZM21 215H22V214H21ZM29 215H30V214H29ZM44 215H45V214H44ZM44 215H43V216H44ZM46 215H47V214H46ZM56 215H57V213H56ZM72 215H73V214H72ZM75 215H76V214H75ZM75 215H74V216H75ZM87 215H88V214H86V216H87ZM119 215H121V213H120ZM134 215H135V214H134ZM145 215H146V214H145ZM154 215H155V214H154ZM160 215H161V214H160ZM180 215H181V214H180ZM202 215H203V214H202ZM17 216H18V215H17ZM23 216H24V215H23ZM58 216H59V215H58ZM60 216H61V215H60ZM77 216H78V215H77ZM88 216H89V215H88ZM101 216H102V214H101ZM103 216H104V215H103ZM106 216H107V213H106ZM127 216H129V215H126V217H127ZM170 216H171V215H170ZM176 216H177V215H176ZM176 216H175V217H176ZM178 216H179V215H178ZM181 216H182V215H181ZM189 216H190V215H189ZM207 216H208V215H207ZM250 216H251V215H250ZM119 217H120V216H119ZM124 217H125V216H124ZM129 217H130V216H129ZM133 217H134V216H133ZM141 217H143V216H141ZM148 217H150V216H147L146 218H148ZM172 217H173V216H172ZM172 217H171V218H172ZM179 217H180V216H179ZM76 218H77V217H76ZM76 218H75V219H76ZM136 218H137V217H136ZM161 218H162V217H161ZM120 219H121V218H120ZM173 219H174V218H173ZM255 219H256V218H255ZM257 219H258V218H257ZM261 219H262V218H261ZM25 220H26V219H25ZM77 220H78V218H77ZM115 220L117 221V219H115ZM122 220H124V219H122ZM160 220H161V219H160ZM168 220H169V219H168ZM176 220H177V219H176ZM178 220L181 221L180 218H179ZM183 220H184V219H183ZM198 220H199V219H198ZM28 221H30V220H28ZM36 221H37V220H36ZM36 221H35V222H36ZM125 221H126V218H125ZM125 221H124V222H125ZM138 221H139V219H138ZM142 221H143V220H142ZM144 221H145V220H144ZM162 221H163V220H162ZM189 221H191V220H189ZM202 221H204V220H202ZM254 221H255V220H254ZM257 221H258V220H257ZM25 222H26V221H25ZM147 222H148V221H147ZM149 222H150V221H149ZM169 222H171V221H169ZM178 222H179V221H178ZM186 222H187V221H186ZM186 222L184 221V223H186ZM197 222H198V221H197ZM262 222H263V221H262ZM103 223H104V222H103ZM103 223H102V224H103ZM116 223H117V222H116ZM141 223H142V222H141ZM159 223H160V222H159ZM173 223H174V220H173ZM194 223H196V222L194 221ZM200 223H201V222H199L198 225H200ZM22 224H23V223H22ZM127 224H128V223H127ZM155 224H156V223H155ZM178 224H179V223H178ZM180 224H181V223H180ZM186 224H188V223H186ZM261 224H262V223H261ZM261 224H259V225H261ZM33 225H34V224H33ZM100 225H101V224H100ZM103 225H104V224H103ZM139 225L142 226L141 224H139ZM146 225H147V224H146ZM150 225L152 226L153 224L151 223ZM159 225H160V224H159ZM169 225H170V224H169ZM194 225H195V224H194ZM257 225H258V224H257ZM101 226H102V225H101ZM120 226H121V225H120ZM120 226H119V227H120ZM167 226H168V225H167ZM172 226H173V225H172ZM174 226H176V225H174ZM178 226H179V225H178ZM195 226H196V225H195ZM201 226H202V224H201ZM203 226H204V225H203ZM104 227H105V226H104ZM104 227H103V228H104ZM109 227H110V225H109ZM123 227H124V225H123ZM128 227H129V226H128ZM145 227H146V226H145ZM152 227H153V226H152ZM170 227H171V226H170ZM20 228H22V227L20 226ZM25 228H27V227L25 226ZM99 228H100V227H99ZM106 228H107V227H106ZM150 228H151V227H150ZM195 228H196V227H195ZM204 228H206V227H204ZM114 229H117V228H114ZM126 229H127V228H126ZM131 229H132V228H131ZM131 229H130V230H131ZM134 229H135V228H134ZM138 229H139V228H138ZM145 229H146V228H145ZM145 229H144V230H145ZM168 229H169V228H168ZM197 229H198V228H197ZM30 230H31V229H30ZM101 230H102V229H101ZM124 230H125V229H124ZM124 230H123V232H124ZM135 230H136V229H135ZM140 230H141V229H140ZM142 230H143V229H142ZM144 230H143V231H144ZM204 230H205V229H204ZM52 231H53V230H52ZM104 231H105V230H104ZM117 231H118V230H117ZM120 231H121V228H120ZM132 231H133V230H132ZM148 231H149V230H148ZM161 231H162V230H161ZM174 231H175V230H174ZM174 231H173V232H174ZM22 232H23V231H22ZM25 232H26V231H25ZM29 232H30V231H29ZM29 232H26V233L28 234ZM32 232H33V231H32ZM63 232H64V231H63ZM102 232H103V231H102ZM129 232H130V231H129ZM144 232H145V231H144ZM150 232H151V231H150ZM168 232H169V230H168ZM173 232H172V233H173ZM199 232H200V231H199ZM204 232H206V231H204ZM30 233H31V232H30ZM51 233L53 234V232H51ZM57 233H58V232H57ZM108 233H110V231H109ZM163 233H164V232H162V234H163ZM169 233H171V230H170ZM22 234H23V233H22ZM81 234H82V233H81ZM85 234H86V233H85ZM117 234H118V233H117ZM141 234H142V233H141ZM148 234H149V233H148ZM150 234H151V233H150ZM166 234H167V232H166ZM200 234H201V233H200ZM203 234H204V233H203ZM23 235H24V234H23ZM28 235H29V234H28ZM32 235H33V234H32ZM57 235H58V234H57ZM63 235H64V233H63ZM90 235H92V234H90ZM106 235H107V233H106ZM115 235H116V234H115ZM118 235H119V234H118ZM118 235H117V236H118ZM125 235H126V230H125ZM129 235H130V234H129ZM139 235H140V233H139ZM153 235H154V234H153ZM153 235H152V237H153ZM169 235H170V234H169ZM205 235H206V234H205ZM207 235H208V234H207ZM51 236H52V235H51ZM54 236H56V235L54 234ZM66 236H67V234H66ZM70 236H71V235H70ZM73 236H74V235H73ZM88 236H89V235H88ZM101 236H102V235H101ZM103 236H104V235H103ZM117 236H116V237H117ZM126 236H127V235H126ZM144 236H145V235H144ZM149 236H150V235H149ZM162 236H163V235H162ZM57 237H58V236H57ZM85 237H86V236H85ZM119 237H120V236H119ZM209 237H210V236H209ZM80 238H81V237H80ZM86 238H88V237H86ZM102 238H103V237H102ZM112 238H113V237H112ZM122 238H123V237H122ZM145 238H146V237H145ZM153 238H154V237H153ZM157 238H158V237H157ZM162 238H163V237H162ZM162 238H161V239H162ZM171 238H172V237H171ZM17 239H18V238H17ZM20 239H21V238H20ZM61 239H62V238H61ZM68 239H70V238H68ZM77 239L79 240V237H77ZM77 239H76V240H77ZM110 239H111V238H110ZM113 239H114V238H113ZM113 239H112V240H113ZM124 239L126 240V238H124ZM131 239H132V238H131ZM146 239H147V238H146ZM59 240H60V238H59ZM73 240H74V239H73ZM80 240H81V239H80ZM84 240H85V238H84ZM94 240H95V239H94ZM105 240H106V239H105ZM132 240H133V239H132ZM167 240H168V238H167ZM169 240H170V239H169ZM21 241H22V240H21ZM66 241H67V240H66ZM66 241H65V242H66ZM81 241H82V240H81ZM92 241H93V240H92ZM110 241H111V240H110ZM122 241H123V240H122ZM148 241H149V240H148ZM165 241H166V240H165ZM10 242H11V241H10ZM98 242H99V241H98ZM101 242H103V241H101ZM106 242H107V241H106ZM112 242H113V241H112ZM127 242H128V241H127ZM211 242H212V241H211ZM11 243H12V242H11ZM11 243H10V244H11ZM15 243H16V240H15ZM23 243H24V241H23ZM80 243H82V242H80ZM85 243H86V242L84 241V244H85ZM91 243H92V242H91ZM113 243H114V242H113ZM145 243H146V242H145ZM27 244H28V243H27ZM27 244H26V245L24 244V245L27 246ZM66 244H67V243H66ZM66 244H65V245H66ZM84 244H83V245H84ZM115 244H116V243H115ZM117 244H118V243H117ZM120 244H121V242H120ZM130 244H131V243H130ZM136 244H137V243H136ZM166 244H167V243H166ZM208 244H209V243H208ZM211 244H212V243H211ZM6 245H7V244L5 243V246H6ZM92 245H93V244H92ZM99 245H101V244H99ZM105 245H106V244H105ZM107 245H108V244H107ZM121 245H122V244H121ZM121 245H120V246H121ZM131 245H132V244H131ZM144 245H145V244H144ZM144 245H143V246H144ZM157 245H158V244H156V246H157ZM159 245H160V244H159ZM168 245H169V244H168ZM168 245H167V246H168ZM1 246H2V245H1ZM21 246H23V245H21ZM79 246H80V245H79ZM86 246H87V245H86ZM88 246H89V245H88ZM90 246H91V244H90ZM93 246H94V245H93ZM96 246H97V245H96ZM110 246H111V245H110ZM115 246H116V245H115ZM137 246H138V245H137ZM13 247H14V246H13ZM65 247H66V246H65ZM73 247H75V245H74ZM76 247H77V245H76ZM82 247H85V246H81V248H82ZM97 247H98V246H97ZM97 247H95V248H97ZM100 247H101V246H100ZM108 247H109V246H108ZM111 247H112V246H111ZM121 247H122V246H121ZM129 247H130V246H129ZM150 247H151V246H150ZM164 247H165V246H164ZM173 247H174V246H173ZM209 247H210V246H209ZM17 248H18V246H17ZM21 248H22V247H21ZM27 248H28V247H27ZM68 248H69V247H68ZM114 248H116V247H114ZM119 248H120V247H119ZM136 248H137V247H136ZM147 248H148V247H147ZM151 248H152V247H151ZM153 248H154V247H153ZM157 248H158V247H157ZM13 249H14V248H13ZM63 249H65V248H63ZM102 249H104V248H102ZM106 249H107V247H106ZM121 249H122V248H121ZM123 249H124V248H123ZM126 249H127V251H128V248H126ZM162 249H163V248H162ZM175 249H176V248H175ZM185 249H187V248H184V250H185ZM208 249H209V248H208ZM210 249H211V247H210ZM5 250H6V249H5ZM5 250H4V251H5ZM16 250H17V249H16ZM91 250H93V249L91 248ZM109 250H111V249H109ZM112 250H113V249H112ZM115 250H117V249H115ZM137 250H138V249H137ZM142 250H143V249H142ZM146 250H147V249H146ZM196 250H197V249H196ZM196 250H195V251H196ZM10 251H11V250H10ZM14 251H15V250H14ZM19 251H20V250H19ZM23 251H24V249H23ZM95 251H96V250H95ZM97 251H98V250H97ZM104 251L106 252L107 250H104ZM119 251H120V250H119ZM122 251H123V250H122ZM135 251H136V249H135ZM143 251H144V250H143ZM147 251H148V250H147ZM147 251H146V252H147ZM162 251H163V250H162ZM66 252H67V251H66ZM108 252H110V251H108ZM137 252H139V251H137ZM140 252H141V251H140ZM149 252H150V251H149ZM190 252H191V251H190ZM12 253H13V251H12ZM14 253H15V252H14ZM55 253H56V252H55ZM59 253H60V252H59ZM77 253H78V252H77ZM77 253H76V254H77ZM83 253H84V252H83ZM83 253H82V254H83ZM106 253H107V252H106ZM113 253H114V250H113ZM116 253H117V252H116ZM123 253H124V252H123ZM126 253H128V252H126ZM182 253H183V252H182ZM186 253H187V252H186ZM191 253H192V252H191ZM195 253H196V252H195ZM199 253H200V252H199ZM8 254H9V253H8ZM17 254H18V252H17ZM19 254H20V253H19ZM19 254H18V255H19ZM89 254H91V253L89 252ZM94 254H95V253H94ZM97 254H98V253H97ZM107 254H108V253H107ZM118 254H119V253H118ZM134 254H135V253H134ZM146 254H147V253H146ZM184 254H185V253H184ZM187 254H188V253H187ZM206 254H208V253H206ZM11 255H12V254H11ZM60 255H61V254H60ZM62 255H63V254H62ZM87 255H88V254H87ZM92 255H93V254H92ZM92 255H91V256H92ZM110 255H111V257H112V253H111ZM114 255H115V254H114ZM126 255H127V254H126ZM128 255H129V254H128ZM144 255H145V254H144ZM152 255H154V254H152ZM195 255H196V254H195ZM55 256H56V255H55ZM64 256H65V255H64ZM66 256H69V255L66 254ZM94 256H95V255H94ZM135 256H136V255H135ZM147 256H148V255H147ZM147 256H146V257H147ZM185 256H186V254H185ZM207 256H208V255H207ZM209 256L211 257V255H209ZM209 256H208V257H209ZM9 257H10V256H9ZM12 257H13V256H12ZM60 257H61V256H60ZM73 257H74V256H73ZM78 257H79V256H77V258H78ZM82 257H83V256H82ZM86 257L88 258V256H86ZM116 257H117V256H116ZM116 257H115V258H116ZM127 257H128V256H127ZM163 257H164V255H163ZM163 257H161V258H163ZM181 257H182V256H180V260H181ZM192 257H193V256H192ZM16 258H18V257H16ZM71 258H72V257H71ZM77 258H76V260H77ZM79 258H80V257H79ZM83 258H85V257H83ZM87 258L85 259V262H86ZM96 258H97V257H96ZM106 258H108V257H106ZM109 258H110V257H109ZM117 258H118V257H117ZM137 258H138V257H137ZM141 258L143 259V257H141ZM141 258H140V259H141ZM161 258H160V259H161ZM193 258H194V257H193ZM195 258H196V256H195ZM200 258H201V257H200ZM10 259H11V258H10ZM67 259H68V258H67ZM88 259H89V258H88ZM91 259H93V258H91ZM110 259H111V258H110ZM149 259H150V257H149ZM211 259H212V258H211ZM15 260H16V259H15ZM62 260H63V259H62ZM69 260H70V259H69ZM83 260H84V259H83ZM93 260H94V259H93ZM108 260H109V259H108ZM153 260H154V258H153ZM155 260H156V257H155ZM157 260H159V259H157ZM213 260H214V259H212V261H213ZM17 261H18V260H17ZM19 261H20V260H19ZM70 261H71V260H70ZM78 261H79V260H78ZM97 261H98V260H97ZM138 261H139V260H138ZM147 261H148V260H147ZM10 262H11V261H10ZM54 262H55V261H54ZM63 262H64V261H63ZM91 262H92V261H91ZM94 262H95V261H94ZM98 262H99V261H98ZM111 262H112V261H111ZM113 262H114V261H113ZM159 262H160V261H159ZM193 262H194V261H193ZM195 262H196V261H195ZM8 263H9V262H8ZM14 263H16V262H14ZM71 263H72V262H71ZM105 263H106V261H105ZM114 263H115V262H114ZM117 263H118V262H117ZM142 263H143V262H142ZM150 263H151V262H150ZM157 263H158V262H157ZM161 263H162V262H161ZM209 263H210V261H209ZM22 264H23V263H22ZM78 264H79V263H78ZM80 264H81V262H80ZM88 264H89V262H88ZM115 264H116V263H115ZM118 264H119V263H118ZM151 264H152V263H151ZM158 264H159V263H158ZM167 264H168V263H167ZM204 264H205V263H204ZM207 264H208V263H207ZM213 264H214V263H213Z\"/></svg>","mask_w":264,"mask_h":264}]
</instances>
